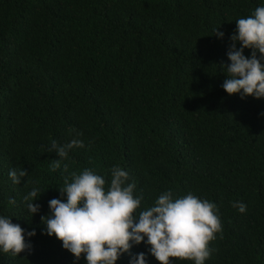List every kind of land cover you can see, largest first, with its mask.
<instances>
[{
  "label": "trees",
  "instance_id": "trees-1",
  "mask_svg": "<svg viewBox=\"0 0 264 264\" xmlns=\"http://www.w3.org/2000/svg\"><path fill=\"white\" fill-rule=\"evenodd\" d=\"M260 6L264 0H0V216L36 232L26 236L31 253L0 251V264H87L46 235L41 218L51 199L66 202V176L91 169L110 182L114 166L143 195L141 210L165 191L217 205L223 231L205 264H264V98L229 95L221 66L231 63L235 21ZM72 139L85 147L66 159L50 151L53 141ZM20 169L28 176L17 184L9 172ZM35 187L41 207L31 215L23 197ZM146 241L117 264L141 252L160 264Z\"/></svg>",
  "mask_w": 264,
  "mask_h": 264
},
{
  "label": "clouds",
  "instance_id": "clouds-1",
  "mask_svg": "<svg viewBox=\"0 0 264 264\" xmlns=\"http://www.w3.org/2000/svg\"><path fill=\"white\" fill-rule=\"evenodd\" d=\"M237 27L232 35L233 41L228 51L230 65L226 68L227 79L223 89L229 95L240 94L256 99L264 98V6L256 7L246 18L235 21ZM215 35L223 37L218 29ZM237 42L241 45L237 48ZM251 49V57L244 54ZM257 53L260 54L258 57ZM83 133H77L82 136ZM81 139H72L64 145L52 142L51 150L58 157L66 159L69 151L84 148ZM60 167L59 161L53 171ZM11 179L19 184L28 176L26 169L10 170ZM129 174L123 168L114 166L111 169L110 182L91 169L81 173H71L65 177L62 199H51V214L41 219L46 224V235L55 236L62 241L64 249L70 251L78 261L82 256L87 264H117L124 253H129L133 243L145 242L149 251L160 264H173V260L194 261V264H205L211 257L210 242L222 233V223L217 205L207 199H201L189 192L187 195L173 199L171 191L159 195L154 204L141 210L143 195L136 196L135 182L129 183ZM28 183H31L29 180ZM38 187L33 188L23 201L34 215L40 211V205L34 203L40 196ZM15 200L9 201L15 204ZM232 206L241 213L247 206L233 202ZM36 232H27L11 218L0 216V251L12 253L13 256L33 250L27 237ZM130 264H147L145 253L132 257Z\"/></svg>",
  "mask_w": 264,
  "mask_h": 264
}]
</instances>
